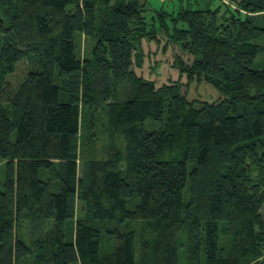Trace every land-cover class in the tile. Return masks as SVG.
<instances>
[{"label":"trees","instance_id":"1","mask_svg":"<svg viewBox=\"0 0 264 264\" xmlns=\"http://www.w3.org/2000/svg\"><path fill=\"white\" fill-rule=\"evenodd\" d=\"M217 1L0 0V264H264V0Z\"/></svg>","mask_w":264,"mask_h":264},{"label":"rangeland","instance_id":"2","mask_svg":"<svg viewBox=\"0 0 264 264\" xmlns=\"http://www.w3.org/2000/svg\"><path fill=\"white\" fill-rule=\"evenodd\" d=\"M141 2H147L148 8V19H151L152 15L155 13L156 10L165 9L169 12L176 13L181 8V6H187L191 1L195 7L204 6V4L198 5L196 0H140ZM226 5L231 6L232 8L235 7L234 0H218L216 4H221L223 6V2ZM201 2V1H200ZM223 10L225 7L223 6ZM88 41V40H87ZM165 44V41L156 42V41H148L145 42V48L148 47V52L146 54V61L144 66L142 67V72L145 73L147 76L157 79V82L164 83L166 81H176L179 78L178 71L172 66V62L174 61L173 54H180V50L176 46L173 48H167V50L162 51V46ZM86 46V49L84 50ZM92 43L90 41L86 42L83 41L82 51L86 55L90 52V48ZM157 48H159L157 50ZM174 49V51L172 50ZM186 60L190 59L191 56H184ZM28 64L29 62L26 59L21 60L17 64V69L14 73L9 76V82L13 86H18L21 80L24 78L25 74L28 71ZM141 71V69H140ZM187 86L184 84L183 90H186ZM189 96L192 98H201V99H208L210 101H216L219 99L220 93L216 90L212 85L207 84H193L191 88H188ZM87 111H83L82 119H81V134L79 139L80 144V151L83 153L86 151V143L87 139L85 136L86 127H87ZM104 121H98V131L101 136L99 141V147H103L105 145L104 139ZM13 138H15V134H13ZM5 166L6 160H0V188H2V183L5 180ZM81 203L78 205V210L81 209ZM264 212V209H263Z\"/></svg>","mask_w":264,"mask_h":264}]
</instances>
